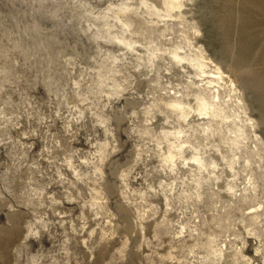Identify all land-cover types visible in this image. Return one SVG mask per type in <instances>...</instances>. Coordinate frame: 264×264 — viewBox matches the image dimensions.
Instances as JSON below:
<instances>
[{
    "label": "rangeland",
    "instance_id": "374dc122",
    "mask_svg": "<svg viewBox=\"0 0 264 264\" xmlns=\"http://www.w3.org/2000/svg\"><path fill=\"white\" fill-rule=\"evenodd\" d=\"M149 4L0 0V264H264V0Z\"/></svg>",
    "mask_w": 264,
    "mask_h": 264
},
{
    "label": "bare ground",
    "instance_id": "6f19581e",
    "mask_svg": "<svg viewBox=\"0 0 264 264\" xmlns=\"http://www.w3.org/2000/svg\"><path fill=\"white\" fill-rule=\"evenodd\" d=\"M138 1H139V5L140 6L147 7V8H150L149 6H151V5L149 3L151 1L160 2L161 4L164 5L165 11L167 13L172 11V10H175V9L179 10L182 7L183 3H184V0H138ZM193 64H194L195 67L200 69L201 73H205L204 71L209 70L211 72H214L215 75H217L218 80H221V78L223 77V74L219 70V68H216L211 63H209V64L207 63L208 65L206 63H202V62H196V63H193ZM211 68H213V70ZM203 69H204V71H203ZM212 98L216 100L217 96L212 97ZM202 114H200V115H202Z\"/></svg>",
    "mask_w": 264,
    "mask_h": 264
}]
</instances>
